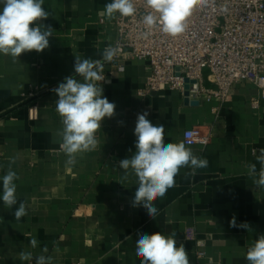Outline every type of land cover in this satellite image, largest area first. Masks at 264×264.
<instances>
[{
    "label": "crops",
    "instance_id": "obj_1",
    "mask_svg": "<svg viewBox=\"0 0 264 264\" xmlns=\"http://www.w3.org/2000/svg\"><path fill=\"white\" fill-rule=\"evenodd\" d=\"M110 2L44 0L50 15L40 23L54 29L49 47L15 60L0 54V177L11 158L19 177L17 205L6 208L0 199V264H36L41 254L51 257V264H141L135 254L138 233L156 232H175L189 264H197V240L205 242L212 264H248L247 249L264 234V187L248 176V165L257 163L253 150L259 155L264 148V110L251 106L257 87L236 84L234 96L218 113V102L187 104L168 87L141 94L150 74L147 61L128 60L124 72L103 61L117 35L115 19L101 14ZM75 56L102 62L105 80L97 84L116 108L101 122L96 149L66 166L53 89L76 75ZM209 73L204 69V84L213 88ZM32 103L38 105L36 120L29 116ZM144 112L154 125H164L165 143L184 142V131L193 127L211 136L206 146L186 145L208 166L195 175L191 168H181L174 186L154 201L155 219L143 206H133L137 178L131 169L125 178L119 167L136 151L134 129ZM21 201L27 215L17 221L14 212ZM234 216L249 229L230 227ZM32 238L39 242L36 248L30 245ZM45 245L48 252L42 253ZM22 251L31 252L32 260L22 261Z\"/></svg>",
    "mask_w": 264,
    "mask_h": 264
},
{
    "label": "clouds",
    "instance_id": "obj_2",
    "mask_svg": "<svg viewBox=\"0 0 264 264\" xmlns=\"http://www.w3.org/2000/svg\"><path fill=\"white\" fill-rule=\"evenodd\" d=\"M204 0H144L146 9L141 22L147 30L159 28L170 37L176 38L185 33L187 19L195 6ZM0 54L10 56L15 60L22 53L36 51L43 52L49 47V37L54 29L51 25L40 23L46 20L50 12L43 7L44 0H0ZM108 20L115 19L117 14L121 17H133L137 14L134 0H111L104 6L101 13ZM34 25V26H33ZM150 31H145L148 36ZM118 48L109 47L103 52V61L111 62L118 54ZM102 71V62L75 56V76H67L64 82L59 83L53 91L58 96L55 102L56 112L61 118L62 129L57 135L61 138L60 149L66 155V166H74L77 157L96 149L98 140L96 133L101 129V122L114 115L116 105L103 96L102 86L105 76ZM77 76L82 80L77 79ZM148 113L138 114L134 129L136 136L135 153L130 158L119 161V167L125 172L134 174L138 181L135 190L133 206H143L148 215L155 219L158 209L154 206L157 198L163 197L168 189L174 186L175 178L183 167L196 169L208 166V160L196 156L190 147L183 141L165 143V127L162 124L154 125L147 119ZM131 151V150H129ZM253 155L260 170L257 172V163L248 165V176L258 187H264V148L260 154ZM15 158H11L7 171L0 177L2 181V199L6 208L17 205V185L19 179L12 165ZM258 177V178H257ZM27 215L26 202H19L14 212L17 221ZM230 227L249 229V224L236 223L235 216L229 222ZM176 233L169 235L160 232L151 235L138 233L135 254L140 258L141 264H189V257L183 244L177 247ZM35 238L30 240L32 248L38 246ZM45 245L42 253H47ZM22 261H31V252L19 254ZM245 259L248 264H264V234L258 236L247 249ZM36 264H51V257L41 254L36 257Z\"/></svg>",
    "mask_w": 264,
    "mask_h": 264
},
{
    "label": "built area",
    "instance_id": "obj_3",
    "mask_svg": "<svg viewBox=\"0 0 264 264\" xmlns=\"http://www.w3.org/2000/svg\"><path fill=\"white\" fill-rule=\"evenodd\" d=\"M134 4L135 16L117 14L115 18L117 35L112 48L119 52L106 63L124 72L128 60L147 61L150 74L141 94L168 87L184 99L218 102L214 108L218 113L234 96L235 85L249 82L258 89L252 108L264 110V0H204L187 19L185 33L176 38L159 28L147 30L141 17L149 9L144 0H134ZM145 31L150 34L145 36ZM204 69L210 72L213 88L204 84ZM28 109L30 119L36 120L38 105L32 103ZM183 138L187 146H206L211 141L210 134L199 127L186 129ZM196 258L197 264H212L202 240H197Z\"/></svg>",
    "mask_w": 264,
    "mask_h": 264
},
{
    "label": "water",
    "instance_id": "obj_4",
    "mask_svg": "<svg viewBox=\"0 0 264 264\" xmlns=\"http://www.w3.org/2000/svg\"><path fill=\"white\" fill-rule=\"evenodd\" d=\"M187 88H188V86H187ZM186 95H188V92H186ZM185 102L187 103V104H191V105H198L199 104V101H195V100H189V98L188 97H186L185 98Z\"/></svg>",
    "mask_w": 264,
    "mask_h": 264
}]
</instances>
